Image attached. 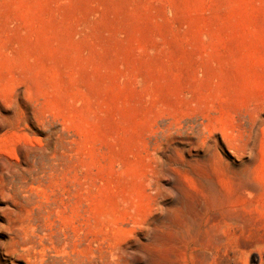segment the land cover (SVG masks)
Segmentation results:
<instances>
[{
  "label": "rangeland",
  "instance_id": "1",
  "mask_svg": "<svg viewBox=\"0 0 264 264\" xmlns=\"http://www.w3.org/2000/svg\"><path fill=\"white\" fill-rule=\"evenodd\" d=\"M0 264H264V0H0Z\"/></svg>",
  "mask_w": 264,
  "mask_h": 264
}]
</instances>
